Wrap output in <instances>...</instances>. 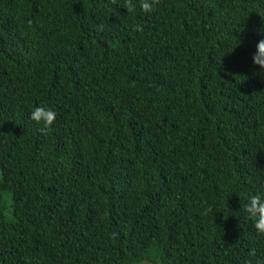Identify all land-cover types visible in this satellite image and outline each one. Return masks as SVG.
<instances>
[{"label":"trees","instance_id":"16d2710c","mask_svg":"<svg viewBox=\"0 0 264 264\" xmlns=\"http://www.w3.org/2000/svg\"><path fill=\"white\" fill-rule=\"evenodd\" d=\"M133 2L0 0V264L264 260V0Z\"/></svg>","mask_w":264,"mask_h":264},{"label":"clouds","instance_id":"9594fccd","mask_svg":"<svg viewBox=\"0 0 264 264\" xmlns=\"http://www.w3.org/2000/svg\"><path fill=\"white\" fill-rule=\"evenodd\" d=\"M159 3V0H138L139 7L144 13H150L153 11L154 6ZM137 4L133 0H126L125 8L127 12L135 11ZM136 30L142 31L143 28L140 25L135 26ZM253 63L258 65L262 72H264V39L259 40L256 45V51L253 54ZM56 112L52 108L38 106L35 107L30 118L37 124H42L40 131L47 133L51 130L56 120ZM248 202L242 205L243 211H245L249 218L254 220V227L257 233L264 235V197L261 194H254L247 198ZM210 211V209H209ZM255 257V251L250 253ZM258 264H264V260H260Z\"/></svg>","mask_w":264,"mask_h":264}]
</instances>
